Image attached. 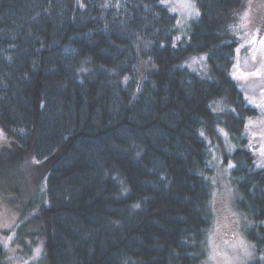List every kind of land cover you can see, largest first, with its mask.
Returning <instances> with one entry per match:
<instances>
[{
    "label": "trees",
    "instance_id": "1",
    "mask_svg": "<svg viewBox=\"0 0 264 264\" xmlns=\"http://www.w3.org/2000/svg\"><path fill=\"white\" fill-rule=\"evenodd\" d=\"M194 1L180 32L166 0H0V192L22 202L25 157L45 164L19 231L44 264H204L215 150L264 264L259 113L232 76L245 0Z\"/></svg>",
    "mask_w": 264,
    "mask_h": 264
},
{
    "label": "rangeland",
    "instance_id": "2",
    "mask_svg": "<svg viewBox=\"0 0 264 264\" xmlns=\"http://www.w3.org/2000/svg\"><path fill=\"white\" fill-rule=\"evenodd\" d=\"M192 2L197 8L195 1ZM165 3L170 9L176 8L174 12L178 15L180 32H185L197 16L190 15L188 9L181 7L182 0H166ZM245 13L247 19L243 20ZM236 23L240 43L232 76L245 93L248 102L258 109V116L247 122L246 134L255 144L257 162L264 165V43H262L264 0H245L237 14ZM203 64L201 58H194L189 66L200 68ZM10 148L11 142L0 127V153ZM217 151L219 150H215L213 156L215 158L211 200L213 228L209 234V254L204 264H251L257 260L258 254L246 235L250 219L238 206L240 197L231 178V167L223 163L224 155ZM23 165V180L19 181L13 177L11 183L20 187L27 185L28 193L19 196L22 202L0 192V245L6 249V264H42L43 239L33 241L19 231L22 223L26 222L23 219L26 204L34 198L42 202L47 199L45 195L47 169L44 163L38 162L32 155L25 157ZM31 228L29 227L26 232H30ZM241 241L251 256L243 254ZM37 249L40 250L39 254L36 253Z\"/></svg>",
    "mask_w": 264,
    "mask_h": 264
},
{
    "label": "snow or ice",
    "instance_id": "3",
    "mask_svg": "<svg viewBox=\"0 0 264 264\" xmlns=\"http://www.w3.org/2000/svg\"><path fill=\"white\" fill-rule=\"evenodd\" d=\"M181 7L185 8V9H188L190 15H194V16H199L200 15L198 9L195 7V4L192 2V0H182ZM171 10L172 11H176V8H172ZM242 19L243 20L247 19V13H245V16L242 17ZM262 43H264V42H262ZM257 74H259V73H257ZM231 166L232 165L230 164L229 167H231ZM257 166L259 167V166H264V165H257ZM240 247L243 250V254L245 256H251V253L248 251V248L243 244L242 241L240 242ZM39 251L40 250L37 249L36 253L39 254ZM261 259H264V257H261Z\"/></svg>",
    "mask_w": 264,
    "mask_h": 264
}]
</instances>
